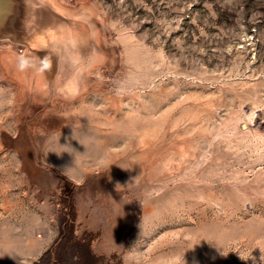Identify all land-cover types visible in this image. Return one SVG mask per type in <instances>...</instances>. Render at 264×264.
Returning <instances> with one entry per match:
<instances>
[{
  "label": "rangeland",
  "instance_id": "rangeland-1",
  "mask_svg": "<svg viewBox=\"0 0 264 264\" xmlns=\"http://www.w3.org/2000/svg\"><path fill=\"white\" fill-rule=\"evenodd\" d=\"M54 1L98 55L0 41V264H264V0Z\"/></svg>",
  "mask_w": 264,
  "mask_h": 264
},
{
  "label": "water",
  "instance_id": "water-1",
  "mask_svg": "<svg viewBox=\"0 0 264 264\" xmlns=\"http://www.w3.org/2000/svg\"><path fill=\"white\" fill-rule=\"evenodd\" d=\"M96 38L87 8L69 11L54 0H0V41L24 47L22 54L7 59L32 82L67 81L71 87H63L77 94L84 72L97 58Z\"/></svg>",
  "mask_w": 264,
  "mask_h": 264
},
{
  "label": "clouds",
  "instance_id": "clouds-1",
  "mask_svg": "<svg viewBox=\"0 0 264 264\" xmlns=\"http://www.w3.org/2000/svg\"><path fill=\"white\" fill-rule=\"evenodd\" d=\"M26 64V61H24L23 59L21 60V63H20V67L23 68Z\"/></svg>",
  "mask_w": 264,
  "mask_h": 264
},
{
  "label": "crops",
  "instance_id": "crops-1",
  "mask_svg": "<svg viewBox=\"0 0 264 264\" xmlns=\"http://www.w3.org/2000/svg\"><path fill=\"white\" fill-rule=\"evenodd\" d=\"M9 55H12V54H9ZM8 57V56H7Z\"/></svg>",
  "mask_w": 264,
  "mask_h": 264
}]
</instances>
